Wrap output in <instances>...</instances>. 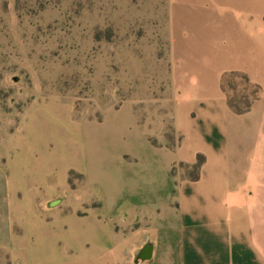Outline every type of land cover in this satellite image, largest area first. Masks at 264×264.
Instances as JSON below:
<instances>
[{"label":"rangeland","instance_id":"rangeland-1","mask_svg":"<svg viewBox=\"0 0 264 264\" xmlns=\"http://www.w3.org/2000/svg\"><path fill=\"white\" fill-rule=\"evenodd\" d=\"M197 1L0 0V264H116L145 165L178 144L177 105L217 94V71L192 55H209L199 38L224 33L228 9ZM248 12L264 21V6ZM219 84L239 108L251 99V82ZM193 173L169 169L170 215L175 181Z\"/></svg>","mask_w":264,"mask_h":264},{"label":"crops","instance_id":"crops-1","mask_svg":"<svg viewBox=\"0 0 264 264\" xmlns=\"http://www.w3.org/2000/svg\"><path fill=\"white\" fill-rule=\"evenodd\" d=\"M204 1L216 5L218 0H198V5ZM224 3L228 14L216 20L225 32L208 40L200 37L211 52L204 54L202 45L192 55L195 69L217 71V94L200 91L193 100L186 93L177 105L178 144L167 150L165 161L145 165L147 185L136 192L129 213L137 228L129 244L112 255L116 264H264V79L250 73L251 69L264 72V21L250 12L243 17V8L262 7L264 0ZM227 72L244 74L259 87V97L244 114L229 108L219 87L222 73ZM14 150L18 149L5 153L7 167L14 161ZM199 159L197 173L191 178L180 175L175 181L170 215L161 202L173 183L169 169L180 164L183 170ZM146 244L153 247L151 259L136 263L135 256ZM127 248L131 255L126 260ZM92 261L98 264L103 257Z\"/></svg>","mask_w":264,"mask_h":264},{"label":"trees","instance_id":"trees-1","mask_svg":"<svg viewBox=\"0 0 264 264\" xmlns=\"http://www.w3.org/2000/svg\"><path fill=\"white\" fill-rule=\"evenodd\" d=\"M231 74H232L233 76H237V77H239V78L244 82V84L247 85V87L249 86L248 84H249L250 81H249V79H248V77H247L246 75L241 74V73H237V72H231ZM250 88L252 89L251 99H250L249 101H246V102L244 103V106L241 107V108H239V107L237 106V104H238L237 101H235V100L232 99V98H227V104H228L229 108H230L235 114H237V115H241V114H244V113L248 112V111L250 110V108L252 107L253 103L257 100L258 94H259V92H260L259 87L256 86V85H253V86H251ZM221 89H222L223 92H225L224 86L221 85ZM243 98H244L245 100H247V97H246V98L243 97ZM199 164H200V162H199V163L197 162V164L191 166V169H192L195 173H197V170H198V168H199Z\"/></svg>","mask_w":264,"mask_h":264},{"label":"water","instance_id":"water-1","mask_svg":"<svg viewBox=\"0 0 264 264\" xmlns=\"http://www.w3.org/2000/svg\"><path fill=\"white\" fill-rule=\"evenodd\" d=\"M60 203L59 200H55L53 202L50 203V207H55ZM152 250L153 247L151 244H146L142 247V249L140 250V252L138 253L137 257H136V263L138 262H145L151 259V255H152Z\"/></svg>","mask_w":264,"mask_h":264}]
</instances>
